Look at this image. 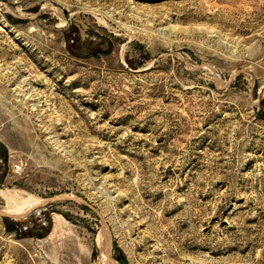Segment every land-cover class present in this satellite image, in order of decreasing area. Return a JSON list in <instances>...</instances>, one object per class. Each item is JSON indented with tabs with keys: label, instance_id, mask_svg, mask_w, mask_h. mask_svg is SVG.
I'll return each instance as SVG.
<instances>
[{
	"label": "rangeland",
	"instance_id": "374dc122",
	"mask_svg": "<svg viewBox=\"0 0 264 264\" xmlns=\"http://www.w3.org/2000/svg\"><path fill=\"white\" fill-rule=\"evenodd\" d=\"M0 264H264V0H0Z\"/></svg>",
	"mask_w": 264,
	"mask_h": 264
},
{
	"label": "bare ground",
	"instance_id": "6f19581e",
	"mask_svg": "<svg viewBox=\"0 0 264 264\" xmlns=\"http://www.w3.org/2000/svg\"><path fill=\"white\" fill-rule=\"evenodd\" d=\"M100 235V234H99ZM105 249V248H104ZM104 251V250H103Z\"/></svg>",
	"mask_w": 264,
	"mask_h": 264
}]
</instances>
